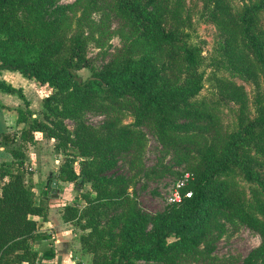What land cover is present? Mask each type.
Returning a JSON list of instances; mask_svg holds the SVG:
<instances>
[{"label": "trees", "instance_id": "obj_1", "mask_svg": "<svg viewBox=\"0 0 264 264\" xmlns=\"http://www.w3.org/2000/svg\"><path fill=\"white\" fill-rule=\"evenodd\" d=\"M184 1L76 0L63 5L58 0H0V71H18L51 88L37 113L22 87L0 79L1 91L24 102L17 109L18 121L24 123L20 134L5 133L0 142L13 158L12 164L0 165V264H36L39 256L33 247L34 216L46 218L49 202L36 201L33 171L26 168V150L35 144L36 133L53 139L56 150L73 149L83 159L79 171L60 168L46 184V194L54 178L77 190L91 186L92 192L81 196L85 205H65L63 220L84 231L80 243L92 254V264L210 262L221 217L239 220L261 236L243 264H264L262 208L246 203L233 175L240 166L242 178L264 200V179L253 170L264 160V99L256 97L252 117L243 86L224 76L212 78L218 92L239 105L233 127L224 130L217 103L196 98L203 89V60L187 30ZM98 9L107 11V20L122 18L131 36L112 60L95 68L83 25ZM261 14L264 0H251L240 10L227 0H204L202 15L226 35L215 70L258 83L264 72ZM83 69L90 71L87 78L79 76ZM87 112L103 115L104 121L86 122ZM129 114L134 121L124 123ZM141 126L151 128L174 152L177 164L187 165L181 179L189 173L180 188L181 201L153 216L129 191L135 176L115 172L118 156L125 152L140 161L147 143ZM112 208L119 209L118 215L103 224L102 213ZM43 257L53 253L47 250Z\"/></svg>", "mask_w": 264, "mask_h": 264}, {"label": "rangeland", "instance_id": "obj_2", "mask_svg": "<svg viewBox=\"0 0 264 264\" xmlns=\"http://www.w3.org/2000/svg\"><path fill=\"white\" fill-rule=\"evenodd\" d=\"M75 1L58 0V3L71 5ZM227 1L236 10H240L251 2V0ZM203 3L204 0H185V6L182 10L183 16L186 19L187 30L191 34V42L199 46L203 60L201 68L204 71L203 89L196 98L198 100L204 99L211 104L217 103V113L220 116L221 123L224 130H228L233 127L238 117L239 105L237 102L226 99L221 95L216 87V80L212 78L215 76H224L236 82L238 85L243 86L249 97V109L253 117L256 114L254 109L256 97L260 94L264 99V72H259L257 83L253 79L238 73H232L224 69L220 71L215 70L217 67V56L221 58L219 49L223 45L226 35L216 24L202 15ZM105 9H98L92 12L91 17L83 25L84 31L90 35L88 57L95 68H100L112 60L120 52L127 38L131 36V27L125 24L122 18L110 16L111 18L109 20L105 19V16H103V13H107ZM78 14H81V11H78ZM260 25L264 28V14H261ZM103 28L106 31L101 34L100 30ZM89 75L90 71L88 69H83L79 72V76L82 78H87ZM37 84L42 86L40 83ZM84 118L86 122L92 125H99L104 121L103 115L92 112H87ZM133 121L134 116L131 114L124 118V123L129 124ZM65 122L69 128L73 129L74 125L72 121L66 120ZM141 127L146 134L147 143L140 161H135L131 154L125 152L118 156L115 172L125 176H135L134 183L131 185L129 191L136 198L138 206L148 215L153 216L171 206L170 196H172L174 188L180 182L182 172L187 170V165L177 164L174 159V152L161 144L155 132L147 126ZM27 149H29V146ZM42 152L50 156L48 157V164L52 171L48 172L49 169H46L42 172L41 177L39 175L32 176L36 201L38 202L42 198H46L49 203L52 200H59L63 210L67 204L78 203L80 206L85 205V201L81 196L84 193L92 192L89 184L81 190H77L73 183L58 180L57 187L49 188L48 195L46 194L47 189L45 185V182H49L52 176L59 174L60 168L62 167L73 168L79 171L83 159L73 149H68L65 153L61 150H56L55 143H49V141L43 144ZM252 154H254V151ZM13 169L16 170V167H13ZM253 170L259 173L264 179V160L258 165H255ZM233 175L235 180L242 186L241 194L246 200V203L247 201L248 203H258L262 208V212L258 215L264 218V200L255 194L254 184L242 178V169L240 166L235 168ZM57 190L60 191V195L54 197L57 194ZM118 212V208L105 210L101 215V222L103 224L110 223L116 218ZM220 222L223 226L220 231H216V233L220 232V238L216 243V248L210 262L178 259L166 264H243L248 254L261 244V236L239 220L221 217ZM72 224L77 229L79 236H81L84 231L74 223ZM89 254L92 259V254ZM137 264L165 263L138 261Z\"/></svg>", "mask_w": 264, "mask_h": 264}, {"label": "crops", "instance_id": "obj_3", "mask_svg": "<svg viewBox=\"0 0 264 264\" xmlns=\"http://www.w3.org/2000/svg\"><path fill=\"white\" fill-rule=\"evenodd\" d=\"M0 79H4L15 87H22L30 102L29 108L37 113L42 109V99L51 91L47 84L39 86L37 84L39 82L24 77L18 71L3 69L0 71ZM21 107H24V102L17 95L0 90V142L5 133L20 134L24 123L18 121L17 109ZM45 138L42 133H36L35 144L29 145V149L26 150L29 158L26 168L33 171V177L36 175L41 177L42 172L46 169H49L48 172L52 171L48 164L50 156L42 152V147L45 142L52 143L54 140ZM59 155L61 154L59 153ZM3 162L12 164L13 158L5 147L0 146V165ZM46 184L48 182H45ZM57 194L60 195L59 190H57ZM60 204L59 200H52L49 203L46 218L34 216V219L38 221V229L35 232L33 243L34 249L39 254L36 264H92L91 255L82 249L77 229L72 223L63 220V208ZM47 250H51L53 253L52 258L43 257V253Z\"/></svg>", "mask_w": 264, "mask_h": 264}, {"label": "built area", "instance_id": "obj_4", "mask_svg": "<svg viewBox=\"0 0 264 264\" xmlns=\"http://www.w3.org/2000/svg\"><path fill=\"white\" fill-rule=\"evenodd\" d=\"M189 177V173H186L184 178L180 180V182H178L176 188H174V191L172 193V196H170V201L172 202H180L182 199V195H181V191L180 188H182L185 184V180ZM186 196H190L191 192H186L185 193Z\"/></svg>", "mask_w": 264, "mask_h": 264}, {"label": "water", "instance_id": "obj_5", "mask_svg": "<svg viewBox=\"0 0 264 264\" xmlns=\"http://www.w3.org/2000/svg\"><path fill=\"white\" fill-rule=\"evenodd\" d=\"M58 180L56 178L52 179L51 187L56 188L57 187ZM58 194H55L54 197H57Z\"/></svg>", "mask_w": 264, "mask_h": 264}]
</instances>
